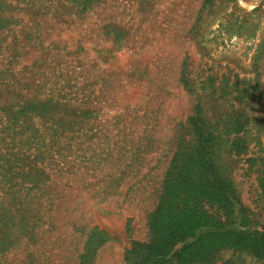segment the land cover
Listing matches in <instances>:
<instances>
[{"label":"rangeland","instance_id":"rangeland-1","mask_svg":"<svg viewBox=\"0 0 264 264\" xmlns=\"http://www.w3.org/2000/svg\"><path fill=\"white\" fill-rule=\"evenodd\" d=\"M4 2L1 45L19 40L14 68L46 83L36 99L57 82L61 106L29 121L11 155L0 141V168H13L0 176V264H132L171 159L192 146L196 106L217 174L264 232V0H89L83 11L42 0L37 13ZM202 264L264 257L223 249Z\"/></svg>","mask_w":264,"mask_h":264},{"label":"trees","instance_id":"trees-1","mask_svg":"<svg viewBox=\"0 0 264 264\" xmlns=\"http://www.w3.org/2000/svg\"><path fill=\"white\" fill-rule=\"evenodd\" d=\"M41 1L25 0V3L30 5L32 13H37L45 3ZM49 1V4L57 6L62 0ZM75 1L82 6L79 11L88 8L86 6L83 9V6L89 0H65L61 3ZM0 3L5 2L0 0ZM0 22L2 29L3 23L10 24L11 20L9 17L0 16ZM1 42L3 39L0 38V112L2 111L5 118L3 115L0 116V121L4 119L5 125L1 127L0 124V128L3 130L4 138L9 141L5 142L2 139L0 141L4 144L1 151L11 155L14 141L16 145L22 142L17 138L21 130L28 128L27 123L29 121L30 123L38 121V124L47 123L49 112L55 107H60L61 104L56 102L59 94H52L58 85L57 82H50V88L47 89L49 93L43 94V99H36L35 94L41 92L46 83L39 78L37 82L34 76L25 78L23 74L27 70V65L19 70L14 68L26 52L23 51L24 47L19 46V40H15L14 36L5 47ZM40 45L41 42H38L36 46L42 52L41 55L46 57L48 52L46 49H41ZM36 46L31 48L35 49ZM4 53H8L7 57L11 62H6L2 55ZM37 70L40 73V68ZM26 73L29 71L27 70ZM20 88L26 89V100L18 104L14 98L22 97L17 94ZM31 89L34 95L28 93ZM10 101L15 103L13 108L9 106ZM49 106L51 107L48 108ZM76 108L77 105H68L66 109ZM50 123L56 127L62 124L60 118L56 121L51 120ZM188 124L192 133V146L188 150H178L171 159L164 176L158 204L147 217L149 240L130 243V248L126 252L128 262L202 264L211 261L214 255L223 249L246 251L263 258L264 232L250 227V221L245 217L234 190L229 182L217 174L210 156L213 135L199 117L197 106L196 113ZM35 133L37 131L33 134ZM39 152L38 150L37 155ZM12 171V167L0 168V176L7 179V174Z\"/></svg>","mask_w":264,"mask_h":264}]
</instances>
